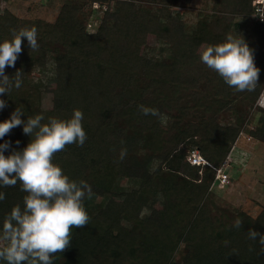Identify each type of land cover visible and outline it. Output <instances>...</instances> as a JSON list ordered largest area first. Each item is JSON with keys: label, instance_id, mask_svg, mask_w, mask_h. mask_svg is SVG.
Returning a JSON list of instances; mask_svg holds the SVG:
<instances>
[{"label": "trees", "instance_id": "obj_1", "mask_svg": "<svg viewBox=\"0 0 264 264\" xmlns=\"http://www.w3.org/2000/svg\"><path fill=\"white\" fill-rule=\"evenodd\" d=\"M95 1L66 0L54 21L25 19L10 9L0 10V41L12 39L13 29L35 26L39 44L37 50H31L27 38H22V52L15 67H6L5 73L10 77L21 70L23 84L19 89L12 88L8 94H0V98L7 102L0 111V121L8 119L17 107L25 111L22 119L43 114L44 123L49 117L70 118L74 109L83 112L82 123L87 133L84 145H67L54 155V162L70 178L86 180L92 187L91 196L105 199L104 203L90 209L85 203L90 197H85L89 223L72 229L70 245L53 254V264H158L165 257L163 248L168 245L174 249L179 231L190 219V213L181 202L184 198L193 200L184 194V190L187 185L193 192L197 187L212 185L215 167L226 161L244 124L246 110L253 106L264 86V58H254L260 69L256 89L238 91L236 98L229 99L222 77L206 64L199 63L197 48L202 43H222L227 34L238 33L247 26L252 40L245 41L253 52H260L264 49V22L255 17L256 20L254 18L248 25V19L255 11L254 0H216V13L211 19L201 21L192 35L181 31L182 41L179 43L173 34L168 35L171 40L165 37L172 47L169 55L160 61L138 58L132 54L131 48L135 41L145 38V33L156 31L155 27L171 30L174 18L168 9V0H143L163 5L160 8L162 15L151 13L134 1H121L115 10H107L95 33H88L85 21L93 14ZM99 1L103 5L108 0ZM183 43L194 47L192 59L182 61ZM49 55L54 61L53 79L57 85L53 91V106L43 109L41 87L32 84V70L37 65L46 66ZM181 61L195 67V71H201L196 68L200 65L208 71L198 77L187 71L182 85L179 82ZM123 81L144 91H152L147 101L150 107L159 110L158 117L169 116L165 127L156 125L151 133L145 132L144 121L132 110L134 97L121 89ZM183 93L186 98L181 102ZM238 97H242V101L236 102ZM243 101H247L246 108L240 111L236 105ZM227 113L237 122L224 123ZM258 121L251 133L264 142V109ZM30 139L23 133L21 125L13 128L0 143L12 141V148L5 152L8 155L12 150H22ZM17 140L19 144H16ZM194 150H199L210 165L191 164L187 156ZM157 161L169 166L163 170L160 165L157 182H153V166ZM118 175L127 178L134 186L126 190L116 185ZM166 175L169 180L165 181L162 176ZM159 184L162 186L157 190ZM0 191L6 194L0 201L2 224L13 206L19 204L23 207V197L27 193L21 191L20 182L0 188ZM160 193L166 194V199H160ZM172 195L173 200L169 198ZM114 196L123 199L120 203L114 202L110 198ZM152 198L162 200V211L150 208ZM199 210L196 224L189 229L190 254L194 247L203 245L206 236L214 229V221L207 219L208 206L203 204ZM237 210L229 215L227 237L247 244L242 256L233 258L235 247L217 251L209 248L206 249L207 255L201 252L203 260L193 264H264V245L260 244V237L253 240L248 235L250 229L264 235V207L257 216ZM215 219L217 223L222 221L219 216ZM237 219L242 222L239 228L234 226Z\"/></svg>", "mask_w": 264, "mask_h": 264}, {"label": "clouds", "instance_id": "obj_2", "mask_svg": "<svg viewBox=\"0 0 264 264\" xmlns=\"http://www.w3.org/2000/svg\"><path fill=\"white\" fill-rule=\"evenodd\" d=\"M22 38H27L31 50H37L38 29L12 30V39L0 41V94L19 89L23 84V72L14 76L5 73L6 67H15L22 52ZM200 60L214 70L224 82L237 91H254L258 85L260 69L256 66L254 52L243 36L227 34L222 43L201 48ZM7 106L0 98V111ZM143 115L159 116V110L143 104L138 105ZM25 111L17 107L8 119L0 121V140L6 134L23 125V133L31 137L26 147L12 148L11 140L0 143V188L21 184L23 207L13 206L0 224V264H53L54 255L70 245L73 228L89 223L84 199L91 197L92 187L86 180L72 179L62 167L54 162V155L67 145L83 146L87 133L83 127V112L74 109L70 118L49 117L46 123L43 114L22 119ZM20 141L17 140L16 144ZM201 164H204L202 162ZM6 194L0 191V201ZM237 219L234 226L241 227ZM250 239L264 245V235L250 229ZM264 251V248H262Z\"/></svg>", "mask_w": 264, "mask_h": 264}, {"label": "rangeland", "instance_id": "obj_3", "mask_svg": "<svg viewBox=\"0 0 264 264\" xmlns=\"http://www.w3.org/2000/svg\"><path fill=\"white\" fill-rule=\"evenodd\" d=\"M66 0H0V10L1 12L5 9H10L12 12L17 14L18 16L25 19H46L48 21H54L57 18V15L60 11L61 6ZM125 0H108L104 2L103 5L105 7L97 8L100 3L99 0L93 3V14L89 17L88 20L85 21L87 32L95 33L97 31V27L100 25L102 18L105 16L107 10L112 9L115 10L119 2ZM134 1L136 4H139L141 7L146 8L151 13H157L158 15H162V10L160 9L161 4L156 3L153 4L148 1L141 0H127ZM216 0H168V9L172 13L174 18L171 23L173 27L171 30H164V28H156L157 31H148L145 33V38L137 40L132 45V54L138 58H148L154 60H163L166 58V55H169V49L172 47V43L170 41L165 40L168 35L173 34L176 42H181L182 38L181 31H185V33L192 35L194 31L197 29L199 23L203 20L211 19L212 14L216 13L217 9H215ZM107 8V9H105ZM255 14L253 13L248 19V25L254 21ZM240 18V17H239ZM241 19V18H240ZM256 20V18H255ZM249 28L244 27L238 33L235 31L231 33L234 36H243L246 41H251L252 38L248 33ZM171 40V39H170ZM171 43V44H170ZM208 46L205 43H202L197 48V53L200 54L201 48ZM184 51L182 52V61H186V59H192L195 53V49L193 46L189 44L183 43L181 46ZM48 57V62L46 66H35L32 70V84H36L41 87V105L43 109H50L54 103V94L53 91L56 88L57 81L53 79V74L55 73V65L54 61ZM264 58V49L260 52H254V58ZM170 59L167 58V61ZM179 62V66L182 67L181 75L179 77L180 83L183 85L186 81L185 73L188 71L192 76L198 77L203 76V72L205 73L208 70H204L199 67L201 71H195L194 68H191L185 62ZM201 63V61L199 62ZM201 85L198 84V86ZM225 94L229 99L233 97L236 98L235 93L238 92L235 88L230 87L226 83L223 84ZM199 88V87H198ZM121 89L124 92L131 93L133 96L132 110L136 113L143 121L146 126L147 133H151L153 130V126L162 125L165 127L169 121V116L163 114L162 116H153V115H143L139 109L138 105H145L150 107L149 102V94L152 92L144 91L140 87L136 85L129 84L128 82H121ZM137 96V97H136ZM139 96V97H138ZM264 97V86L261 90V93L257 100L254 102L253 106L250 109H247V115L244 121V124L241 126L240 132L236 138L234 143V147L232 151L229 153L226 161L228 165V172L230 174V182L224 186H214L213 188L209 186L206 187H197V190L193 192V189L190 190V187L187 185L186 191L184 190V194L187 193L188 196L192 197L189 201V198H184V201L181 202L183 204L184 209L190 213V219L184 225V227L179 231L180 234L177 237L176 245L173 247L163 248V259H160L158 264H193L192 262L203 260L202 257L207 255L209 252L206 249H211L212 251H217L219 249L226 250L231 248H236V252L233 255L234 259L240 258L244 251L247 249V244L245 242H241L238 239L233 240L231 237H227V232L230 231V222L229 215H233L239 210H243L248 212L254 216H257L261 209L264 207V142L255 138L251 131L255 130L258 126V119L261 117L262 109H264V99L260 101ZM186 98L185 93L182 94L181 102H184ZM242 97H238L236 102L242 101L240 100ZM247 101L240 102L236 106L240 111L245 110ZM152 108V107H150ZM245 111V112H246ZM224 123H235V117L230 115V113L225 114ZM159 137L156 138V140ZM155 140V141H156ZM157 161V165L154 164L153 171L155 180L160 173V165H162L163 170H167L168 166L164 162L161 163ZM71 173V172H70ZM164 180H169V177L162 176ZM179 180L186 182L183 180L184 178H179ZM176 179L178 183L179 181ZM189 184V183H188ZM116 185H120L124 187L126 190L131 189L134 185L127 178L122 176L116 177ZM162 185L159 184L157 186V190H159ZM175 193V191H174ZM174 195L170 196L171 200H173ZM160 199H166L163 193H160L158 196ZM114 202H121L123 197H110ZM105 198L102 196H91L90 198L85 199L86 205L90 209L96 208L101 203H104ZM152 198L151 206L153 210H157L158 212L164 209V205L162 200ZM173 204L176 202L171 201ZM208 206L207 219L211 218V222H213L214 229L209 232L208 236L203 241V245L194 247L193 253L190 254L189 247L191 246V234L190 227L195 225V221L197 219V215L200 212L199 208L203 205ZM227 213V216L225 215ZM222 218L220 223H217L215 217ZM225 223L226 225H223ZM193 224V225H192ZM218 225L222 226L218 228ZM6 242L0 240V247L5 246ZM164 247V246H163ZM169 251V252H168ZM203 252L204 255L201 254ZM165 253V254H164ZM169 254L166 256V254ZM210 256V255H209ZM165 258V259H164Z\"/></svg>", "mask_w": 264, "mask_h": 264}, {"label": "built area", "instance_id": "obj_4", "mask_svg": "<svg viewBox=\"0 0 264 264\" xmlns=\"http://www.w3.org/2000/svg\"><path fill=\"white\" fill-rule=\"evenodd\" d=\"M102 7L105 6L99 4L97 8ZM254 9V14L258 18L259 22H264V0H254ZM263 99L264 97L260 101H262ZM187 160L193 165H198L202 162L210 165V163L201 155L199 150L191 151L187 156ZM227 168L228 165L226 163H223L220 167H215L216 175L211 187H213L214 185L224 186L230 182L231 177Z\"/></svg>", "mask_w": 264, "mask_h": 264}]
</instances>
